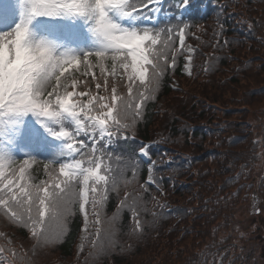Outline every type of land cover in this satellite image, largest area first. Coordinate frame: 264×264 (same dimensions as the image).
Listing matches in <instances>:
<instances>
[{"label":"trees","instance_id":"trees-1","mask_svg":"<svg viewBox=\"0 0 264 264\" xmlns=\"http://www.w3.org/2000/svg\"><path fill=\"white\" fill-rule=\"evenodd\" d=\"M203 1L206 11L190 2L189 19L171 24L186 32L183 49L189 41L201 45L204 53H194L192 73H182L183 52L174 41L156 70L158 83L150 68L151 83L136 79L131 96L120 95L121 124L128 126L104 141L100 174L108 183L98 187L105 200L96 209L100 223L88 203L92 224L81 254L74 251L78 203L61 234L48 222V243H38L0 208V264H153L156 257L155 264H264V0ZM174 75L178 89L169 85ZM130 132L137 139L156 138L155 184L143 182L145 164ZM80 138L90 141L91 129ZM46 164L59 173V162H39L35 170L43 182L31 184L51 186ZM254 200L258 212L242 208ZM256 222L259 239L251 232ZM120 251H135V261L114 254Z\"/></svg>","mask_w":264,"mask_h":264},{"label":"snow or ice","instance_id":"snow-or-ice-1","mask_svg":"<svg viewBox=\"0 0 264 264\" xmlns=\"http://www.w3.org/2000/svg\"><path fill=\"white\" fill-rule=\"evenodd\" d=\"M159 2L160 0H139L143 8L137 10V0H27L28 7L21 22L12 31L0 32V208L17 224L29 228L38 243L41 240L51 242L47 228L49 221L55 222L57 235L62 233L66 215L71 206L77 203L83 211L85 205L91 202L97 217L96 223H100V213L96 209L102 207L105 196L104 189L98 186L106 188L108 183L106 175L100 174L105 154L104 141L111 140L120 133L122 127L128 125L121 124L122 110L116 104L120 97L115 83L111 87V103H103L106 97L98 96L92 97L85 104L71 99L74 95L85 96L84 92L76 94L65 91L61 97L55 87L48 91L53 78L55 77L59 86V75H63L67 66L78 63L79 57L73 54L65 59L67 53L59 51L53 42L35 40L30 35L29 24L35 17L80 15L92 19L94 31L101 40V48L94 55L102 74L103 62L111 60L112 75L115 77L123 70L120 76L127 77L126 86L131 96L136 79L142 86L146 80L151 83L146 75L150 68L158 83L160 73L156 70L160 67L161 60H167L173 30L159 29L156 26L142 27L136 23L143 11ZM187 3L188 0H177V7ZM124 20L129 23L125 25L122 23ZM178 36L183 47V28H179ZM90 55L93 52L83 54L85 61ZM188 59L190 61L191 57ZM108 83L105 77V89ZM96 88L100 89L101 84L97 83ZM140 95L144 97V93ZM53 96L55 100L52 99ZM140 107L139 103L135 105L137 110ZM94 112L95 115L92 114ZM29 114L36 117L49 135L61 141L63 148L59 155L71 157L69 162H59L58 174L55 168L45 165L50 187L46 186L48 182L38 185L29 183L25 178L29 161L25 159L17 173V169L12 167L13 158L7 154L5 145L12 143L9 131L18 132L24 122L23 118ZM69 119L76 124L71 133L65 130V122ZM55 125H59V130ZM86 128H90L92 133L88 142L80 138ZM32 135L35 137L36 133L33 132ZM86 148L88 151L84 152ZM150 151L148 146L140 147L143 157L149 158ZM96 153L100 155L97 156ZM152 163L155 164L154 161ZM6 165L11 169L9 175L4 173ZM152 171L153 168H150L149 172ZM154 182V178L149 175L148 183ZM131 210L135 213V201ZM136 224L139 228V220H136ZM99 232L100 229H97L98 236ZM3 252L4 249L0 248V254Z\"/></svg>","mask_w":264,"mask_h":264},{"label":"rangeland","instance_id":"rangeland-1","mask_svg":"<svg viewBox=\"0 0 264 264\" xmlns=\"http://www.w3.org/2000/svg\"><path fill=\"white\" fill-rule=\"evenodd\" d=\"M10 17V20L0 18V30L11 26L10 23L12 22L18 24L22 20V18H16L14 12H11ZM86 17L87 16L80 15H64L57 18L35 17L29 24L30 35L35 40L45 39L53 42L58 46L59 51L67 53L65 59L73 54L79 57V62L67 66V70L64 71L63 75H59V72H57V75H59V86H57L55 77L52 80V85L49 87L48 91H52V88L55 87L56 92L59 93L61 97L65 91L72 89V86L75 85L74 77L77 72L82 71L88 73L92 70L93 67L90 60L87 58V61H85L83 54L101 48V40L94 31V23L88 34L79 32L78 24ZM127 24L128 23L125 25ZM117 74H119V72ZM23 120L24 122L20 125L18 132L9 131L8 136L12 140V143L5 145L7 154L13 158V161L21 156H28L31 162L37 160H57L62 157L59 154L56 156H50L45 152V149L51 146L56 147L61 151L63 148L62 144L51 145L50 142L53 141L44 140L39 134L33 137L32 124L37 122L36 117L29 114L24 117ZM7 167L8 166L6 165L5 169ZM26 176H29L32 179L38 177L37 173L34 172L33 164L31 163L27 165ZM258 205V203L253 205V211L256 210ZM244 206L250 211V202L245 203L242 206L243 209ZM240 212L242 214L244 213V210H241ZM259 224L260 223L256 222L255 224L250 225L252 227L251 232L254 231L253 237L258 239L260 238V229H262V227L258 228Z\"/></svg>","mask_w":264,"mask_h":264},{"label":"bare ground","instance_id":"bare-ground-1","mask_svg":"<svg viewBox=\"0 0 264 264\" xmlns=\"http://www.w3.org/2000/svg\"><path fill=\"white\" fill-rule=\"evenodd\" d=\"M59 149L55 148V147H49L46 149V153L49 154L50 156H55L59 154Z\"/></svg>","mask_w":264,"mask_h":264}]
</instances>
